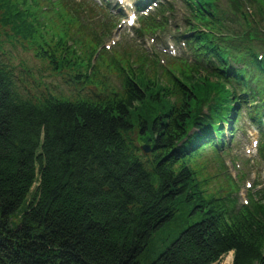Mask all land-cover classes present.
I'll use <instances>...</instances> for the list:
<instances>
[{
  "label": "trees",
  "instance_id": "obj_1",
  "mask_svg": "<svg viewBox=\"0 0 264 264\" xmlns=\"http://www.w3.org/2000/svg\"><path fill=\"white\" fill-rule=\"evenodd\" d=\"M180 2L184 30L172 38L189 59L148 73L126 63L110 89L94 61L103 41L80 24V6H65L51 28L41 0H0V264H139L183 215L150 264H219L228 254L231 264H264V187L241 205L233 183L213 191L196 161L218 156L245 119L264 163V0ZM159 6L158 21L139 15L140 37L167 28L169 5ZM14 43L43 67L16 64Z\"/></svg>",
  "mask_w": 264,
  "mask_h": 264
},
{
  "label": "rangeland",
  "instance_id": "obj_2",
  "mask_svg": "<svg viewBox=\"0 0 264 264\" xmlns=\"http://www.w3.org/2000/svg\"><path fill=\"white\" fill-rule=\"evenodd\" d=\"M43 6L50 7V15L47 17V21L52 24L51 28H56L59 17H62V10H66V3L61 0L48 4L46 0H41ZM76 5H69V8H76L80 6V24L87 31L93 32L100 36L103 41L104 53L102 52L95 62L103 64L104 69H100L99 76H103L102 81L110 89H117L121 83L120 68H126V63L144 64L145 71L148 73L152 70L151 65L158 64L161 68H168L174 66H180L183 59H189L188 55L185 54L186 47L183 44H177L172 41V33L177 30H184L183 27V16L184 10L182 9V2L180 0H162L160 6H168L169 11L166 15L169 19L167 28L163 31H147L143 37L138 35L137 29L139 26L138 17L133 15V5L136 0H124V3L119 5L117 0H65ZM99 3H96V2ZM104 2L101 4V2ZM83 2L88 3L90 6L84 8ZM95 3V4H94ZM101 8L100 11L97 7ZM132 6V8H131ZM159 6V7H160ZM108 9H106V8ZM53 9V10H52ZM90 9V12L87 11ZM132 9V10H131ZM122 12V15L118 16L117 12ZM171 15L169 17V13ZM128 14V15H127ZM156 9L151 11L149 16L144 20L145 22L151 17H157ZM118 17V19H116ZM132 21L131 25H128V21ZM159 17H157V21ZM47 21H44V25L47 27ZM57 22V23H56ZM105 28L104 32L99 31L100 28ZM176 27V28H175ZM107 31H110L107 33ZM93 39V36L84 33V38ZM90 46V45H89ZM92 46V45H91ZM90 46V47H91ZM7 48L15 56V63L19 64L22 61H27L29 65H26L30 70L42 68L43 65L37 60H32V54L25 51L23 45L14 43L12 46L7 45ZM92 51V50H91ZM104 56L103 60L102 58ZM48 79L55 80V75L51 72L46 73ZM119 77V79L117 78ZM57 79V77H56ZM122 85V84H121ZM122 89V86L120 87ZM237 131L234 137L227 144L226 149H220L218 156L210 159L205 153L202 157L196 159L198 167L200 166L204 171H200V174L208 179L209 186L213 191L218 187H227L231 193L230 186L232 183L237 188V200L239 204L249 202V195H254L258 189L264 187V163L258 160L257 154V141L259 140V133L255 129L256 126H251L245 119H241L237 123ZM262 135H264V127H262ZM144 146V145H142ZM256 146V147H255ZM220 189V188H218ZM221 190V189H220ZM251 191V192H250ZM29 201V197L27 199ZM27 202L21 206L19 213L23 212L26 208ZM185 215L181 217V221L186 223ZM176 220L175 222L165 226L159 232H157L151 239L148 249L142 254L139 259V264H150L157 256L163 252L185 227L180 225ZM11 226L14 227L16 224L11 221ZM228 258H231L230 264L232 263V254H228L221 259L219 264H226Z\"/></svg>",
  "mask_w": 264,
  "mask_h": 264
},
{
  "label": "water",
  "instance_id": "obj_3",
  "mask_svg": "<svg viewBox=\"0 0 264 264\" xmlns=\"http://www.w3.org/2000/svg\"><path fill=\"white\" fill-rule=\"evenodd\" d=\"M140 150L142 152V155H144V156H148L151 152V149L148 145L141 146Z\"/></svg>",
  "mask_w": 264,
  "mask_h": 264
},
{
  "label": "bare ground",
  "instance_id": "obj_4",
  "mask_svg": "<svg viewBox=\"0 0 264 264\" xmlns=\"http://www.w3.org/2000/svg\"><path fill=\"white\" fill-rule=\"evenodd\" d=\"M124 4H126V5H128V6H129V3H127V2H126V3H124ZM230 261H231V258H228V259H227V261H226V264H230Z\"/></svg>",
  "mask_w": 264,
  "mask_h": 264
}]
</instances>
